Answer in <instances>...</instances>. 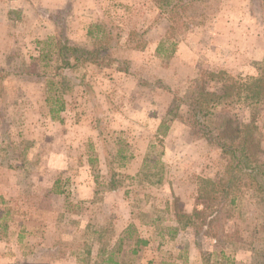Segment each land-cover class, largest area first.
I'll list each match as a JSON object with an SVG mask.
<instances>
[{
  "label": "rangeland",
  "instance_id": "1",
  "mask_svg": "<svg viewBox=\"0 0 264 264\" xmlns=\"http://www.w3.org/2000/svg\"><path fill=\"white\" fill-rule=\"evenodd\" d=\"M55 40L104 60L56 73ZM263 67L264 0H0V264H264L262 192L197 204L198 178L231 161L185 101L203 73L219 91ZM256 124L264 160V102Z\"/></svg>",
  "mask_w": 264,
  "mask_h": 264
},
{
  "label": "trees",
  "instance_id": "2",
  "mask_svg": "<svg viewBox=\"0 0 264 264\" xmlns=\"http://www.w3.org/2000/svg\"><path fill=\"white\" fill-rule=\"evenodd\" d=\"M99 38L102 40L104 37L101 35ZM52 45L54 53L62 57L60 64L53 66L56 73H59L61 68H72L83 62L101 64L106 49L101 45L91 49L72 47L69 48L72 54V60H70L66 49L59 40L51 42L48 46ZM45 49V51L42 49L38 55L39 60H48L53 53L50 47ZM46 66L48 65L45 62L43 67ZM56 73L54 72V74ZM207 74L208 76H204L203 73L199 80H196L185 101L190 107L193 125L197 127L201 136L215 143L231 161L229 170L219 181L198 178L197 199L199 201L197 204H201L204 210L209 209L210 215L221 210L222 205L226 203L223 199H229L228 204L235 203L236 197L233 193L240 185L254 187L255 190L264 194V160L260 159L263 148L256 124L257 108L264 102V67L257 77L244 81L238 80V82L234 80H230L229 83L223 82L219 86V91L214 89L213 85L210 86L208 81L216 77L219 80L223 79L220 78L223 75L222 72L208 71ZM53 75L48 76V80H45L46 88L49 92L54 91V94H57L56 89L66 88L63 84L65 77L63 76L61 80H54ZM233 104H244L249 108L247 121H239L235 114L229 112L230 106ZM55 105L50 109V112H59L64 108L61 98L55 99ZM201 214H203V210L195 207L191 214H178L177 220L180 222L181 218H185L183 226L191 225L192 218L204 217ZM130 232L129 225L124 233L128 235ZM146 243L147 240L142 238L135 239L136 246ZM132 251L135 252L136 249ZM107 264H118V262L110 256L107 259Z\"/></svg>",
  "mask_w": 264,
  "mask_h": 264
}]
</instances>
